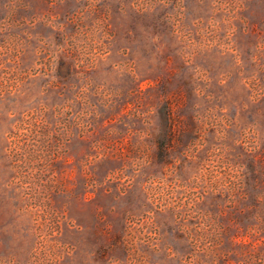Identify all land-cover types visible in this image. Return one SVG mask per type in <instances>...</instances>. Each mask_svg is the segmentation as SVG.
I'll return each mask as SVG.
<instances>
[{
  "label": "rangeland",
  "instance_id": "1",
  "mask_svg": "<svg viewBox=\"0 0 264 264\" xmlns=\"http://www.w3.org/2000/svg\"><path fill=\"white\" fill-rule=\"evenodd\" d=\"M0 264H264V0H0Z\"/></svg>",
  "mask_w": 264,
  "mask_h": 264
}]
</instances>
